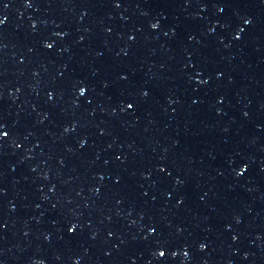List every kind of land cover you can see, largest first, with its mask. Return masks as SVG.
I'll return each mask as SVG.
<instances>
[{
	"label": "water",
	"instance_id": "water-1",
	"mask_svg": "<svg viewBox=\"0 0 264 264\" xmlns=\"http://www.w3.org/2000/svg\"><path fill=\"white\" fill-rule=\"evenodd\" d=\"M0 264H264V0H0Z\"/></svg>",
	"mask_w": 264,
	"mask_h": 264
},
{
	"label": "snow or ice",
	"instance_id": "snow-or-ice-1",
	"mask_svg": "<svg viewBox=\"0 0 264 264\" xmlns=\"http://www.w3.org/2000/svg\"><path fill=\"white\" fill-rule=\"evenodd\" d=\"M163 255V253H161Z\"/></svg>",
	"mask_w": 264,
	"mask_h": 264
}]
</instances>
